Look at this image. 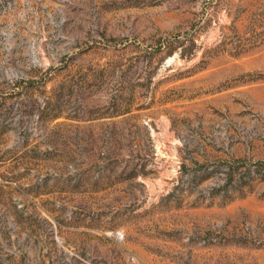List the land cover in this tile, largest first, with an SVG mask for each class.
<instances>
[{
	"label": "rangeland",
	"instance_id": "1",
	"mask_svg": "<svg viewBox=\"0 0 264 264\" xmlns=\"http://www.w3.org/2000/svg\"><path fill=\"white\" fill-rule=\"evenodd\" d=\"M263 33L264 0H0V264H264Z\"/></svg>",
	"mask_w": 264,
	"mask_h": 264
},
{
	"label": "trees",
	"instance_id": "2",
	"mask_svg": "<svg viewBox=\"0 0 264 264\" xmlns=\"http://www.w3.org/2000/svg\"><path fill=\"white\" fill-rule=\"evenodd\" d=\"M261 35H263V37H264V33ZM256 41L254 43H256ZM260 43H264V38H262V40L258 44H260ZM230 45H231L230 48L226 49V50L235 56L241 55V54L247 52L248 50L252 49V48H248L247 44L245 42H242V41H240L238 44H230ZM225 46H226V44H225ZM252 47H254V46H252ZM177 49H180L182 54H184L186 51L185 48H183L182 42H180V41H177L176 43L171 44V50L174 51Z\"/></svg>",
	"mask_w": 264,
	"mask_h": 264
}]
</instances>
